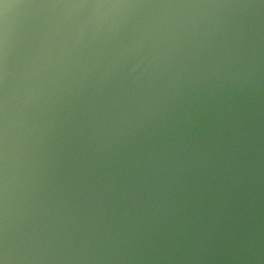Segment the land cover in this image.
Instances as JSON below:
<instances>
[{
    "label": "water",
    "instance_id": "95a60500",
    "mask_svg": "<svg viewBox=\"0 0 264 264\" xmlns=\"http://www.w3.org/2000/svg\"><path fill=\"white\" fill-rule=\"evenodd\" d=\"M0 264H264V0H0Z\"/></svg>",
    "mask_w": 264,
    "mask_h": 264
}]
</instances>
